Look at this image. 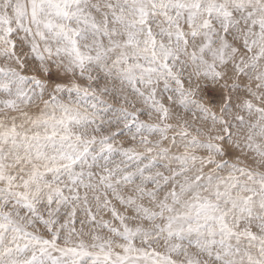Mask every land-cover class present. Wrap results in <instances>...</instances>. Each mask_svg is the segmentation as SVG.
Returning a JSON list of instances; mask_svg holds the SVG:
<instances>
[{
	"label": "snow or ice",
	"instance_id": "snow-or-ice-1",
	"mask_svg": "<svg viewBox=\"0 0 264 264\" xmlns=\"http://www.w3.org/2000/svg\"><path fill=\"white\" fill-rule=\"evenodd\" d=\"M0 264H264V0H0Z\"/></svg>",
	"mask_w": 264,
	"mask_h": 264
}]
</instances>
